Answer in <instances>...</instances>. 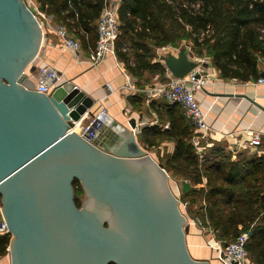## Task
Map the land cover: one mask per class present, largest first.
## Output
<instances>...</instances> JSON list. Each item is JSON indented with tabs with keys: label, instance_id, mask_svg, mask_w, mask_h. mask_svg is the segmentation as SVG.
I'll list each match as a JSON object with an SVG mask.
<instances>
[{
	"label": "water",
	"instance_id": "water-1",
	"mask_svg": "<svg viewBox=\"0 0 264 264\" xmlns=\"http://www.w3.org/2000/svg\"><path fill=\"white\" fill-rule=\"evenodd\" d=\"M121 1V0H120ZM25 0H0V219L12 264H209L194 258L191 224L169 174L129 127H73L95 98L71 81L49 93L22 76L44 31ZM174 76L196 67L185 50L162 57ZM264 77V72L262 73ZM117 128V129H116ZM85 198L75 203L73 180Z\"/></svg>",
	"mask_w": 264,
	"mask_h": 264
},
{
	"label": "trees",
	"instance_id": "trees-1",
	"mask_svg": "<svg viewBox=\"0 0 264 264\" xmlns=\"http://www.w3.org/2000/svg\"><path fill=\"white\" fill-rule=\"evenodd\" d=\"M31 1L46 16L66 25L85 46H96L106 0ZM119 19L117 58L134 75L166 73L165 65L153 61L155 48L178 45L181 39L191 41L199 56L208 49L224 77L259 76L256 60L258 53L264 55V0H121ZM131 102L136 110L142 109L139 96ZM160 108L164 113L159 112V117L169 121V128L145 125L139 142L148 147L174 142V151L158 162L171 178L182 176L194 185L207 178L204 187L182 190L181 198L190 199L191 206L201 200L196 209L200 225L211 227L216 238L225 242L233 241L241 230L249 231L250 259L264 264V157L233 160L231 152L215 144L201 160L193 143L194 126L181 106L165 102ZM73 185L80 207L84 189L78 178ZM10 239L11 233L0 234V260L6 256Z\"/></svg>",
	"mask_w": 264,
	"mask_h": 264
},
{
	"label": "crops",
	"instance_id": "crops-1",
	"mask_svg": "<svg viewBox=\"0 0 264 264\" xmlns=\"http://www.w3.org/2000/svg\"><path fill=\"white\" fill-rule=\"evenodd\" d=\"M41 13L43 12L41 11ZM58 25L63 24H58L55 19L49 17L45 20L46 30L43 28L42 47L21 80L30 78L37 82L40 78L41 67L51 65L60 73V83L71 81L95 98L93 112L101 107L106 109L109 113L106 123L112 127L122 124L131 128L127 122L130 119L131 124L143 121L146 122V125L161 126L162 130L169 128V121L159 117V112L164 113L160 105L168 101L164 98H155L149 103L146 101V90L152 85L170 79L168 70L164 74L144 71L137 76L127 69L123 61L114 56H109L94 66L92 53L96 46H85L82 39L75 36L82 42L79 55L76 56L63 49L62 39L56 32ZM262 32L264 33V30ZM155 49L157 52V48ZM204 52L202 56L206 57L208 61L205 66L206 73L211 74L212 78L204 92H198L196 95L200 105L207 113V121L212 131L209 140L200 141L203 148L200 155L201 160L215 144L222 145L225 150L231 152L233 160L264 157V83L260 82V79L264 78L262 77L264 55L257 54L256 68L259 76L251 75L249 79L245 80L237 77H224L214 64L209 50L206 49ZM156 54L153 61L165 65L163 56ZM213 72L215 75L212 74ZM135 96H139L143 100L140 110H136L131 102V98L133 99ZM181 108L188 118L185 109L182 106ZM82 123H77L73 128L80 131ZM254 133H259L261 136V145L257 150H252L249 146L243 149L237 147V142H246L247 145ZM140 134L141 132L137 134L138 138ZM159 147L162 151H165L167 147V151L170 152L174 151L175 143L163 141ZM203 182L200 183L202 187L206 186V177H203ZM187 184H189L188 188L198 185L185 181L184 186L187 187ZM182 185L183 183L179 184V191L183 189ZM195 221L201 224V221ZM192 226L193 228L191 227L190 233L187 235L191 255L194 258L208 260L209 264H221L214 252L205 245L206 239L213 233L211 227L202 226L200 228L197 224H192Z\"/></svg>",
	"mask_w": 264,
	"mask_h": 264
},
{
	"label": "built area",
	"instance_id": "built-area-1",
	"mask_svg": "<svg viewBox=\"0 0 264 264\" xmlns=\"http://www.w3.org/2000/svg\"><path fill=\"white\" fill-rule=\"evenodd\" d=\"M36 12L42 14L45 19L48 18L45 14L41 13V10L33 3ZM120 0H106L104 8L98 20V40L96 47L92 53L94 66L103 62L107 57H117L116 43L121 33L120 31V19H119ZM35 13V12H34ZM36 14V13H35ZM37 16V15H36ZM42 28L43 24L39 20ZM56 32L62 39L63 49L78 56L81 49V41L76 38L66 25H58ZM127 49V47H125ZM181 50H185L190 59L196 62V67L190 71L184 77H176L170 71V79L165 82H161L152 85L146 90L147 103L155 98H164L170 103H177L181 105L192 122L196 135L194 136L193 143L196 147L197 153L200 155L203 152L201 147V140H209L211 137V126L207 121V113L200 105L197 99L198 92H204L206 86L209 84L212 75L206 73L205 66L207 64V58L199 56L196 53V49L192 42L183 41L178 45L168 44L157 48V53L161 56H166L169 53L178 54ZM161 58V57H160ZM168 70V69H167ZM215 75V73H212ZM61 75L51 65H46L40 69V78L35 83L36 91L49 94L55 86L60 84ZM261 83H264V78L260 79ZM101 113L109 114L105 108L101 110ZM130 125V129L136 134L141 132V128L146 125V122L140 121L135 124H131L130 119L127 121ZM95 118L89 125L83 126L82 132H89V137L95 136V130L102 124L100 121L95 126ZM261 145V136L259 133H254L251 136L250 141L246 145V142H237V147L245 148L249 146L252 150H257ZM10 233V229L7 221L4 218L0 219V234ZM250 238L249 231L241 230L238 236L231 242L223 243L221 240L216 239L214 233H211L209 238H205V244L212 250H217V258L221 264H258L250 259L247 251V244ZM7 264H12L11 262Z\"/></svg>",
	"mask_w": 264,
	"mask_h": 264
},
{
	"label": "rangeland",
	"instance_id": "rangeland-1",
	"mask_svg": "<svg viewBox=\"0 0 264 264\" xmlns=\"http://www.w3.org/2000/svg\"><path fill=\"white\" fill-rule=\"evenodd\" d=\"M25 2H27V4L29 5V7H31V9L33 10V12H35L36 13V15H37V17H38V19L42 22V24H43V28H44V30H46V27H45V17L42 15V14H40V13H38V12H36V10H35V8H34V6H33V2L31 1V0H25ZM180 43H183V40H181V39H179L178 40ZM191 42V41H190ZM179 43V44H180ZM101 110H103V107H101V109L99 108L98 110L97 109H95L94 110V114L96 115V116H98V114H100L101 113ZM93 120V117L91 116V115H87L86 117H85V119L83 120V121H81V123H82V125L83 126H86V125H89L90 123H91V121ZM141 130H142V128H141ZM143 145V144H142ZM144 147H146L147 148V150L150 152V154L158 161L159 159H164V160H166V156L169 154L168 153V151H167V147H166V150L165 151H162L161 150V148L159 147V146H154V147H147L146 145H143ZM163 156H165V157H163ZM185 181H189V179L187 180L186 178H184V177H174V178H171L170 176H169V186H170V188H171V190H172V192L173 193H175V195L179 198V200H180V207H181V210H182V212L184 213V215L187 217V220H188V222L191 224V227L193 228V226H192V224L194 225V224H197L200 228H202V226H200V224H198V222H196L195 220H198V221H201L200 220V218H198V216H199V214H198V212H197V214H196V209L199 207V203L201 202V200H199V202H197L196 204H193L192 206L190 205V203L191 202H189L190 201V199H188V200H183V198H181L182 197V190H186V189H189L188 188V186H189V184H187V187H185L184 186V182ZM183 183V185H182V190L181 191H179V184L181 185ZM186 183H188V182H186ZM204 183V182H203ZM74 186V185H73ZM197 187L198 188H201L202 186H201V184H198L197 185ZM75 191V190H74ZM76 197V196H75ZM85 198V192L83 193V195L81 194V195H79V200H80V202H82L83 201V199ZM0 206H1V202H0ZM197 215V216H196ZM197 218V219H196ZM195 219V220H194ZM214 233V232H213ZM209 235V234H208ZM215 235V234H214ZM216 237V236H215ZM217 239V238H216ZM218 240H221V239H218ZM223 243H225V241H223V240H221ZM228 243H229V241H227ZM206 245V244H205ZM208 248H210V247H208ZM211 249V248H210ZM212 250V249H211ZM213 252H214V254L217 256V250L216 249H213L212 250ZM218 259V258H217ZM5 260V261H4ZM4 261V262H3ZM10 262V258L9 257H7V256H4V257H2V259L0 260V264H7V263H9ZM257 263V262H256Z\"/></svg>",
	"mask_w": 264,
	"mask_h": 264
},
{
	"label": "bare ground",
	"instance_id": "bare-ground-1",
	"mask_svg": "<svg viewBox=\"0 0 264 264\" xmlns=\"http://www.w3.org/2000/svg\"><path fill=\"white\" fill-rule=\"evenodd\" d=\"M98 116H99V118H100V120H102L101 122H107L108 121V119H109V115L108 114H104V113H100V114H98ZM76 125V124H75ZM76 130V129H75Z\"/></svg>",
	"mask_w": 264,
	"mask_h": 264
},
{
	"label": "flooded vegetation",
	"instance_id": "flooded-vegetation-1",
	"mask_svg": "<svg viewBox=\"0 0 264 264\" xmlns=\"http://www.w3.org/2000/svg\"><path fill=\"white\" fill-rule=\"evenodd\" d=\"M31 8V7H30ZM36 16V15H35ZM83 186V185H82ZM84 188V187H83ZM84 192H85V194H86V191H85V189H84ZM82 205V204H81Z\"/></svg>",
	"mask_w": 264,
	"mask_h": 264
}]
</instances>
